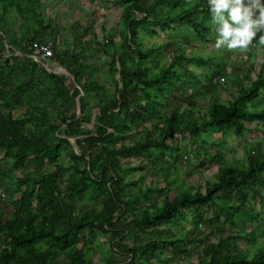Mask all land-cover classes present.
I'll use <instances>...</instances> for the list:
<instances>
[{
  "label": "trees",
  "instance_id": "obj_1",
  "mask_svg": "<svg viewBox=\"0 0 264 264\" xmlns=\"http://www.w3.org/2000/svg\"><path fill=\"white\" fill-rule=\"evenodd\" d=\"M41 1L0 0V264H155L194 243L193 264H264V144L247 141L233 161L224 153L228 137L264 133V105L249 107L264 95V56L227 72L228 51L186 53L215 44L207 0H113L123 7L117 40L75 20L57 44L61 33L40 13L24 40L11 34L10 5L23 15ZM181 32L150 74L158 47L144 35ZM34 42H51L49 59L72 78L26 57ZM249 47L264 52L258 39ZM191 66L205 67L204 82ZM207 93L201 110L197 96ZM210 131L219 137L207 139ZM132 157L136 164L122 165ZM193 157L198 173L215 168L212 178L170 197L172 173ZM147 168L159 176L153 185L125 177Z\"/></svg>",
  "mask_w": 264,
  "mask_h": 264
},
{
  "label": "rangeland",
  "instance_id": "obj_2",
  "mask_svg": "<svg viewBox=\"0 0 264 264\" xmlns=\"http://www.w3.org/2000/svg\"><path fill=\"white\" fill-rule=\"evenodd\" d=\"M16 1V0H15ZM113 0H48L47 3H44L40 6H36L35 4H32V6H28V8L25 10L26 15L29 17V23H33V25H37L38 22V13H40V16L43 20V22H48L49 20L53 23V25L56 26L57 30H60L61 33H63L65 30H69V27L72 25V23L75 20H79L82 23H92L94 32L101 38V28H104L107 32H109L115 40L118 39V28L120 25V13L122 11V8L120 5H117L112 2ZM44 2V1H43ZM16 11V3L10 5L9 11L13 12ZM14 13V12H13ZM8 19L10 18L15 19L13 22L15 27L17 26V19L18 14L16 11V14L8 15ZM92 21V22H91ZM183 32L179 33L177 38L174 37V35L171 34H165L160 36H154L149 37L144 35V43L146 46H154L157 48V53H155L151 58V64L152 68L150 70V74L154 72L155 67H164L165 63L167 61V54L165 52V47H163L164 43L167 44L168 47H170L172 41L175 42V39H178L179 36L182 35ZM186 53L188 54H198L201 53L203 56L209 53H215L218 54V56L222 57L225 51L229 52V57L226 58L228 61V68L226 69L227 72L230 70L231 65L235 61H242L243 63L247 59V61H253L255 63H258L261 59V57L264 56V52L259 48H248V49H233L228 50L226 47L224 48H216L215 44L212 43H206V42H195L192 45L188 46L185 49ZM255 54H258L257 57H255ZM240 55V58L238 59L237 56ZM218 57L219 61H217V64L219 66V63L221 61H225L224 57L221 59ZM237 58V60H236ZM216 63H213L212 67L209 68V71H215L218 69ZM106 68V66H103ZM102 67V68H103ZM191 68L194 69L196 73H198L199 78H201V81L203 80L205 72V67H194L191 66ZM208 69V68H207ZM56 70H62L61 68H57ZM63 71V70H62ZM192 82V81H191ZM197 83H193L191 86H197ZM225 87H227L225 85ZM229 87V86H228ZM201 88V87H200ZM233 88V87H232ZM218 95L222 99H229L230 96L228 93L223 91L221 88H218L217 90ZM207 95L204 96H197L196 104L199 105V108L203 110L204 106L207 104ZM261 105H264V95L260 96L257 101H255L254 104H249L250 108H258ZM131 133H134L132 130ZM219 137V133L217 131H210L207 134V139L213 140ZM72 141V139H70ZM228 147L224 150V153H226V158L228 161H233L241 158L240 149L241 147L247 142V141H260V143L264 144V133L260 132H251L246 133L245 136L242 139H234L232 136L228 137ZM183 144L186 143V141L182 142ZM138 160H135L132 158H126L122 159V165L126 166L128 164H136ZM197 163V160L195 157L190 159L189 163L187 165L179 166L178 170L176 172H173L171 175V178H174L175 175H178V179L175 181V186L173 187L172 191L169 193V196L172 197L177 188L185 187L188 184L196 185L200 179L203 178H212V174L215 170L214 167H206L201 172H197L198 170L194 167ZM231 163V162H230ZM231 171H236V166L231 164L230 165ZM190 173V174H189ZM125 177L128 180H138L139 181V187H143L146 184L153 185L157 179H159V176L157 178L149 175V168L143 171H136V172H126ZM161 179V177H160ZM190 220H188L186 227H189ZM240 224V222H239ZM249 236H252L253 233L250 229ZM96 245H101L104 241V238L99 237L98 239H95ZM258 242L261 244H264V236L258 238ZM253 243L251 241H248V244L245 243L246 247H253ZM44 247V244L41 245ZM106 250H108V246H105ZM200 250L197 243L190 244L187 246V254H175L172 255L163 263L156 262L155 264H193L197 260V252ZM163 257V256H162ZM94 264H103L100 262L97 258H94Z\"/></svg>",
  "mask_w": 264,
  "mask_h": 264
},
{
  "label": "clouds",
  "instance_id": "obj_3",
  "mask_svg": "<svg viewBox=\"0 0 264 264\" xmlns=\"http://www.w3.org/2000/svg\"><path fill=\"white\" fill-rule=\"evenodd\" d=\"M216 27V48L248 49L254 39L264 46V0H207Z\"/></svg>",
  "mask_w": 264,
  "mask_h": 264
},
{
  "label": "crops",
  "instance_id": "obj_4",
  "mask_svg": "<svg viewBox=\"0 0 264 264\" xmlns=\"http://www.w3.org/2000/svg\"><path fill=\"white\" fill-rule=\"evenodd\" d=\"M47 2H48V0H42L41 3L38 4V5H36V6H40V5H42L44 3H47ZM9 9H10V7L7 9V11L5 13V27H8L10 29V33L11 34H14V36L17 37L18 39H23L24 40V38L28 35V33H27L28 32V29L31 31L32 29H35V28H37L39 26V22H37V25L36 26L33 25L32 22L29 23L30 22L28 20L29 17L24 12V13H21L23 15H19L17 13L18 14V19H17V26L15 27V25L13 23L15 21V19L10 18V20H9L8 17H7V14L10 15V16L12 15V17H13V14H16V11L14 10L13 11L14 13H13V12L9 11ZM46 23L47 22H42V24H46ZM26 26H28L29 28L26 27ZM54 28H56L55 25H54ZM58 31L60 32V30H58ZM68 31L65 30L63 33L60 32L61 35H59V37H57L58 38L57 44L59 43V38H61V39L63 38L61 36H65V38H67V36L69 35ZM6 48H7V46H6ZM14 55L21 56V54H20L19 51H15L14 52ZM25 56L28 57V58H31L30 57V54L25 55ZM31 59L34 60L33 58H31ZM34 61L40 63L37 60H34ZM40 64L49 73H54V74H58V75H65V74H63V71H62L64 67L56 64L54 60H51V59L48 58L47 60H43ZM57 68H61L62 70H56ZM65 76H67V75H65Z\"/></svg>",
  "mask_w": 264,
  "mask_h": 264
},
{
  "label": "built area",
  "instance_id": "obj_5",
  "mask_svg": "<svg viewBox=\"0 0 264 264\" xmlns=\"http://www.w3.org/2000/svg\"><path fill=\"white\" fill-rule=\"evenodd\" d=\"M53 55L52 43H38L34 42L31 47L30 57L34 60L39 61L40 63L43 60H47L49 57Z\"/></svg>",
  "mask_w": 264,
  "mask_h": 264
},
{
  "label": "water",
  "instance_id": "obj_6",
  "mask_svg": "<svg viewBox=\"0 0 264 264\" xmlns=\"http://www.w3.org/2000/svg\"><path fill=\"white\" fill-rule=\"evenodd\" d=\"M63 74L72 78V76L69 74V72L65 68H63ZM79 115H80V110H79V101H78V97H77L76 98V116L78 117ZM71 139H72V141L70 140L71 144L74 147V138H71Z\"/></svg>",
  "mask_w": 264,
  "mask_h": 264
}]
</instances>
